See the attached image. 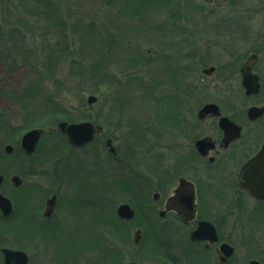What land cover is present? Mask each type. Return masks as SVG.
Returning <instances> with one entry per match:
<instances>
[{
    "label": "rangeland",
    "instance_id": "rangeland-1",
    "mask_svg": "<svg viewBox=\"0 0 264 264\" xmlns=\"http://www.w3.org/2000/svg\"><path fill=\"white\" fill-rule=\"evenodd\" d=\"M134 5L128 0H0V112L9 122L7 143L14 148L15 140L23 133H15L22 120L18 99L26 95H20V91L30 80L40 79L37 80L40 92L33 99L27 96L31 115L43 116V111H47L45 102H51L67 114L89 117L72 121L89 120L101 126L92 143L83 147L69 145L57 129L46 131L30 159L10 157L8 174L1 186L4 195L15 200L20 195L18 203L31 204L34 198L26 197L33 192L24 188L32 184L39 187L36 190L44 197L57 190L65 196L109 199L106 212L123 201L133 206L141 204L133 196L136 190L129 179L132 173L145 176L150 196L160 184L159 164L167 172L175 171L179 144L186 142L179 128L184 131L183 121L195 117L208 97L205 86L200 87L199 75L207 80L201 67L224 62L226 41L231 40L233 50H243L247 45L242 43L241 48L239 37H253L262 28L260 20H264V0H170L168 6L160 5L159 9H148L142 14L132 11V18L115 14L117 8L127 6L126 10L131 11ZM39 8L56 9L58 19L67 25V47L61 32L37 14ZM244 24L246 27H241ZM22 53H30L28 60L35 64L21 61ZM135 54L142 60L137 65L130 63ZM94 59H98V66L93 69L98 80L91 77ZM144 59L151 62L145 64ZM39 72L42 76L38 77ZM90 94L96 100L87 104ZM168 94L172 97L168 98ZM43 118V124L34 127L56 126L48 123L49 118ZM107 139L111 140L115 156L122 155L127 165L111 158ZM61 162L65 166V180L52 170ZM35 163L45 165L48 171L32 172ZM111 165L129 178L126 185H115L107 179L104 174L111 173ZM98 172L99 177L105 176L99 184L105 181L108 188L94 182L99 179L94 175ZM12 174L23 177L20 192L10 182ZM175 183L176 180L172 186ZM44 199L35 198L37 207L29 206L30 212L25 211L23 216L28 213L30 219L33 214L39 220ZM78 200L65 198L69 205L77 206L65 204L62 214L65 212L68 229L64 240L59 236L49 242L42 236L44 239L37 243L28 241L26 248L34 264H100L96 262V235L89 227L98 225V219L91 221V218L100 214L105 204L88 205ZM140 211L141 208L136 210V217L144 215ZM100 216H104V211ZM22 218L24 227L26 222ZM131 233L132 230L123 235L122 242L109 231H103L102 241L97 243H102V250L106 246L118 247L122 258L117 264H126L137 255ZM151 239V235L142 234L143 242L151 243Z\"/></svg>",
    "mask_w": 264,
    "mask_h": 264
},
{
    "label": "flooded vegetation",
    "instance_id": "flooded-vegetation-1",
    "mask_svg": "<svg viewBox=\"0 0 264 264\" xmlns=\"http://www.w3.org/2000/svg\"><path fill=\"white\" fill-rule=\"evenodd\" d=\"M260 23L262 28L253 37H239L242 40L239 41L240 47L242 43L247 45L243 50H233L231 40L226 41L222 52L223 63L211 64L210 73L203 72L206 67L200 65L201 72L207 76L204 81L199 75L200 87L205 86L207 100L198 107L195 117L183 121L184 131L180 132L179 128V134L186 142L179 144L182 152L180 150L181 154L173 165L175 171L167 172L159 164L160 184L150 196L145 176L132 173L133 177L128 178L131 187L136 190H132L134 198L141 200L138 206L123 201L134 209L132 217L118 215L117 207L123 202L106 212L109 199L65 196L58 194L57 190L48 192L44 197L40 190H36L39 187L31 184L24 188L33 192L26 197L34 198L31 204L18 203L20 195L16 201L8 196L12 213L4 215L0 210V264L5 263V249L24 252L27 256L25 264H34L32 254L26 248L28 241L37 243L44 239L42 236H46L49 242L59 236L65 239L68 228L65 227V212H62L65 204L69 205L65 198H78V203L88 205L105 204L101 209L104 216L101 218V211L90 219H98L95 228L89 227V230L93 229L97 242L102 241L103 231H109L123 242V235L132 230V247L137 255L133 256L135 260L126 264H264V20ZM248 63L249 69L246 67ZM256 83V91H247V85ZM207 103L214 104L216 109L199 115V110ZM253 107L260 109V114L250 113L249 109ZM176 119L180 122L179 117ZM52 128L51 131L56 129ZM198 141H201L200 145ZM36 148L31 154L21 150L24 155L31 156ZM109 155L115 157L116 153L109 152ZM63 164H55L52 170L57 177L62 176L65 180ZM44 166L35 163L30 170L47 172ZM184 171L188 173L184 174ZM13 175L19 176L18 185L11 182ZM3 176L1 186L6 179ZM9 178L20 192L23 177L12 174ZM182 178L191 184L194 197L169 198ZM35 198H45L41 216L37 220L32 214L28 219V213L25 214L26 226L22 227L24 212L29 210V206L37 207ZM50 198H54V205L47 214L45 209ZM140 208V214L144 215L136 217V210ZM151 219L153 222H150ZM100 223L107 226L103 228ZM142 234L144 237L151 235V243L143 242ZM97 242L96 262L117 264L120 261L122 255L118 247L113 249L114 245H105L107 249L102 250V243Z\"/></svg>",
    "mask_w": 264,
    "mask_h": 264
},
{
    "label": "trees",
    "instance_id": "trees-1",
    "mask_svg": "<svg viewBox=\"0 0 264 264\" xmlns=\"http://www.w3.org/2000/svg\"><path fill=\"white\" fill-rule=\"evenodd\" d=\"M128 1H129V3L131 1L132 2H135V5L133 7H130V9H132V10L131 11L126 10L127 6H124V8H117L116 11H115V14L117 16H125V15H128L130 18H132L131 17V14L133 12L135 14H139V13L142 14L145 11H147L148 9H159L160 5L168 6L170 0H128ZM37 11H38L37 12L38 15H40L41 17H44L48 22H50L56 29H58L61 32V36H63V38L65 40V47H67V45H68V37L65 36V29L67 28V25L64 24V22L61 19L60 20L58 19L57 15H56V12H57L56 9L55 8H51L49 10H45L44 11L42 9L40 10V8H39V10H37ZM70 27L73 30L75 26H74V24H72V25H70ZM87 28H88V26L86 27V29ZM139 29L142 30L143 29L142 26H140ZM122 37H123V35H122ZM29 54H24V53L20 54V57L22 59L21 61L28 62L29 64L33 65L35 63L34 62H30V60H28V59H30L29 58V56H30ZM137 56L138 55L135 54L134 57L130 58V63L132 62L133 64H136L137 65L138 63L142 62V60L140 59L141 57L138 58ZM147 62L149 63V62H151V60H149V61H146L145 60L144 61L145 64ZM97 63H98V59H94L91 62V65H90L91 77L94 76V78H96V79L98 77V73L96 74V72H94L93 69H94V66L97 65ZM37 76L38 77L39 76H42V73L41 72L37 73ZM171 77L173 78L172 73H171ZM37 80H40V79H37ZM37 80L36 81L30 80L29 82L24 83V86L22 87V89L20 91L21 92L20 95H22V93H26V95L24 94V95L20 96V98L18 99L19 102H20L19 105L21 107L22 120H21V125L18 126V127H15L16 128L15 133L19 134L21 131L24 132V131H26V130L34 127V126L43 124V119H44L43 117L49 118V120H48L49 122L48 121H46V122H48L50 125H54V126L56 125V123L59 120H62V119L66 120V121H72L74 118H77V119L78 118L79 119L80 118L89 119L88 116H86V117L79 116L78 117V116H74L72 114H67V113H65V111H60L56 107V105L55 104H52L51 102H45L46 103L45 108H47V111H46L47 113L45 111H43V113H45L43 116L31 115L30 106L28 105V101H27V96L29 95L33 99L35 97V94L40 92L39 91L40 88H39V85H38V81ZM156 81H157V79H156ZM149 87H153V86H149ZM150 92L152 93V91H150ZM167 97L168 98H171L172 96L170 94H168ZM46 101H49V100L47 99ZM7 125H9V122H8L7 117L5 115H3V112H0V173L4 174L5 176L8 174L7 173V170H8L7 164H8V161H9L10 157H12L14 155L21 156L22 158H29V159L32 157V155L31 156L24 155L23 151L21 150V148L19 146V139H16L15 140V146H14L13 151L11 153H6L4 151L3 144L4 143H7L9 141L5 137V134L7 135V133L10 132L9 129L7 130V127H6ZM47 132L49 133V132H52V131L51 130H48ZM1 136L3 138H1ZM65 140H66V138H65ZM91 143H89V144H91ZM86 145H88V144H86ZM111 158L113 160H117V161H119V159H120L121 160V162H120L121 164H124V163H125V165L128 164L125 161V159H123L124 157L122 158V155L120 157H118V156H115V157L112 156ZM153 161L156 162V164L154 166H157L158 159L155 158V160H153ZM111 166H112L111 173H109V174L108 173L107 174L105 173L104 174L107 177V179L113 181V183L115 185H118V184L126 185V180L128 179V177L122 175L124 173H122V174L119 173L120 171L119 172H116L115 169L113 168V165H111ZM98 174H99V172L97 173V175H96V173L94 174L97 178H99L97 180H94V182L96 183V185H100L103 188L104 187L108 188V186L105 185V181H102V183L99 184L101 182V177H105V176L99 177ZM13 199L15 200V198H13ZM16 200H17V198H16ZM24 219L25 218L23 216V220Z\"/></svg>",
    "mask_w": 264,
    "mask_h": 264
},
{
    "label": "water",
    "instance_id": "water-1",
    "mask_svg": "<svg viewBox=\"0 0 264 264\" xmlns=\"http://www.w3.org/2000/svg\"><path fill=\"white\" fill-rule=\"evenodd\" d=\"M252 61V58H250V62ZM249 62V63H250ZM249 63L246 65L247 69H249ZM213 66H207L203 69V72L210 73ZM244 71V70H243ZM247 71V70H246ZM249 72V71H248ZM244 74H247L244 71ZM247 76V75H246ZM257 83L254 85H247V91L252 92L256 91ZM1 89V87H0ZM96 100V97L94 95H88L87 96V104H91ZM216 106L212 103L205 104L200 110L199 115H204L209 110H215ZM250 113H258L260 114L261 110L257 108H250ZM57 129L62 133L67 142L74 146V147H82L83 145L91 142L97 131L101 129L99 125L94 124L93 122L89 120H81V121H66V120H59L56 124ZM53 129L52 127L48 128V130ZM45 129L43 127H33L25 132H23L19 138V146L21 149L24 150L25 154H31L37 144L39 143L43 132ZM201 141H198V145H200ZM106 145L108 146V150L110 153L115 154V150L111 145V140L107 139ZM3 149L6 153H11L13 150V146L9 143H6L3 146ZM4 179L3 174L0 173V186ZM11 182L14 185H18L19 183V176L13 175L11 177ZM193 191L191 188V184L185 180L181 179L179 186L174 190L173 195H171L169 198H193ZM54 205V198H50L47 201L46 206V213L48 214L49 211L52 210ZM0 210L4 215H9L12 213V203L8 196L4 195L0 190ZM117 213L119 216L124 218H130L134 214V209L128 204V203H120L117 207ZM6 253V259L4 264H25L27 261V256L22 251L17 250H9L5 249ZM128 264H149V263H140V262H129Z\"/></svg>",
    "mask_w": 264,
    "mask_h": 264
},
{
    "label": "bare ground",
    "instance_id": "bare-ground-1",
    "mask_svg": "<svg viewBox=\"0 0 264 264\" xmlns=\"http://www.w3.org/2000/svg\"><path fill=\"white\" fill-rule=\"evenodd\" d=\"M6 143L3 144V146L5 145Z\"/></svg>",
    "mask_w": 264,
    "mask_h": 264
}]
</instances>
